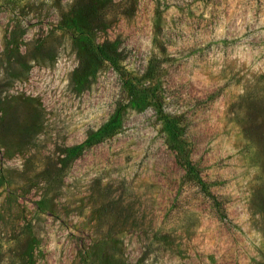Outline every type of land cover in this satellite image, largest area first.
I'll return each instance as SVG.
<instances>
[{"label":"rangeland","instance_id":"rangeland-1","mask_svg":"<svg viewBox=\"0 0 264 264\" xmlns=\"http://www.w3.org/2000/svg\"><path fill=\"white\" fill-rule=\"evenodd\" d=\"M77 19L157 77L220 207ZM0 264H264V0H0Z\"/></svg>","mask_w":264,"mask_h":264},{"label":"trees","instance_id":"trees-1","mask_svg":"<svg viewBox=\"0 0 264 264\" xmlns=\"http://www.w3.org/2000/svg\"><path fill=\"white\" fill-rule=\"evenodd\" d=\"M70 28L76 32L82 43L89 46L95 54L104 57L117 69L129 99L127 103L118 106L110 117L84 141L69 147L68 155L77 157L94 145L120 132L129 110L152 108L161 125V132L164 134L167 146L175 152L177 163L185 170L184 181L199 187L215 206L220 207L217 196L211 190L212 184L203 178L201 168L192 158V147L185 137L186 127L183 116L166 109L165 94L159 79L153 75L139 76L129 71L106 45L96 43L77 19L72 20Z\"/></svg>","mask_w":264,"mask_h":264}]
</instances>
